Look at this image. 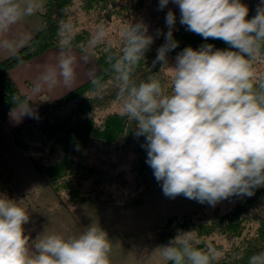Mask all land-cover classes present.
Returning <instances> with one entry per match:
<instances>
[{
	"label": "clouds",
	"instance_id": "1",
	"mask_svg": "<svg viewBox=\"0 0 264 264\" xmlns=\"http://www.w3.org/2000/svg\"><path fill=\"white\" fill-rule=\"evenodd\" d=\"M170 0H159L163 10ZM186 30L205 40H221L227 49L203 44L187 47L169 66L167 54L178 47L173 39L174 12L166 14V43L153 66L162 63L170 80L157 74L137 82L134 72L153 43L143 23L126 25L121 53L110 57L118 82L116 100L122 114L135 122L137 137H145L146 163L162 183L165 196L196 200L215 206L234 196L254 195L264 187V75L258 79L253 63L264 58V0L256 15L241 0H171ZM39 0H0V33L35 14ZM106 36L101 26L90 43ZM4 47H10L4 42ZM68 41H62L67 47ZM75 58L61 53L42 79L51 86L75 81ZM96 83V81H93ZM23 106L17 117L34 116ZM29 214L16 202L0 196V264H111V241L92 224L78 236L25 235ZM171 264H213L219 253L194 246L191 232H180L157 248ZM247 264H264V250Z\"/></svg>",
	"mask_w": 264,
	"mask_h": 264
},
{
	"label": "trees",
	"instance_id": "2",
	"mask_svg": "<svg viewBox=\"0 0 264 264\" xmlns=\"http://www.w3.org/2000/svg\"><path fill=\"white\" fill-rule=\"evenodd\" d=\"M76 1L79 11L98 13L106 25L115 18L128 20L145 5L144 0H44L36 12L37 32L24 47L0 60L1 117L6 118L18 106L30 103L7 77L8 70L49 49H75L92 54L99 67L95 75L49 101L38 119L22 124L13 136L47 185L63 200L65 194L70 202H125L127 206H136L143 202L147 190L162 187V183L155 179L146 163L147 152L142 147L145 137L136 136L135 122L122 114L116 100L118 82L111 70L110 57L121 53L123 36L113 43H90L93 35L88 30H75L72 16L76 13L72 8ZM241 2L249 9L248 19L254 17L260 0ZM169 10L176 16L173 39L178 47L167 54L168 62L187 47L195 50L203 44H212L215 49L228 48L221 40H205L187 31L180 23L177 5L165 7L152 26L153 43L134 72L137 82L157 73L165 84L170 80L166 69H161L162 63L153 66L157 50L166 43ZM65 40L68 46L62 47ZM113 106L120 110L96 118V112ZM111 188L120 192L114 194ZM253 191L251 197L234 196L219 206L207 204L197 211L168 217L158 227L161 243L167 245L180 232H191L195 247L219 253L213 264H247L251 254L264 250V187ZM214 234L222 236L227 245L217 243L212 238Z\"/></svg>",
	"mask_w": 264,
	"mask_h": 264
},
{
	"label": "rangeland",
	"instance_id": "3",
	"mask_svg": "<svg viewBox=\"0 0 264 264\" xmlns=\"http://www.w3.org/2000/svg\"><path fill=\"white\" fill-rule=\"evenodd\" d=\"M39 2L42 6L44 0ZM144 4V7L132 14L128 20L126 18L125 21H121L122 19L115 18L106 25L98 18V13L86 14L79 11L78 1H76L72 8L76 13L72 16L76 21L77 29L75 30H88L94 38L99 28L103 26L106 29V36L97 42L113 43L122 36L126 25L143 23L148 28V35L152 36V26L161 17L159 16L161 12L159 0H144ZM173 6L176 5L170 0L166 7ZM38 18L36 13L26 17L16 28L23 29L26 35L33 36L39 28ZM70 50L76 53L73 56L74 68L81 74L78 83L91 79L99 70L94 56L75 49ZM64 53L69 55V52ZM176 56L173 55L169 59V66L175 65ZM59 58L53 62L57 64ZM253 68L257 78L264 75V60H256ZM166 73H168L167 70ZM67 88L71 87H66V90ZM114 110L120 109L113 106L105 111H98L96 118ZM46 184L40 173L33 168L30 158L18 145L11 131L0 125V196L21 202V206L25 208L29 214V222L24 225V230L30 241L43 233L61 234L66 238L78 236L85 228L95 224L107 233L111 241V264H171L164 260L157 249L164 246L159 238L158 227L168 217L194 212L207 205L182 195L175 198L167 197L162 187L147 190L143 202L136 206H127L125 202H70L65 194H62L64 200L56 196L50 186L46 187ZM111 190L114 194L120 192L114 188ZM221 203L223 201L216 205L219 206ZM212 238L217 243L227 245L226 240L218 234H214Z\"/></svg>",
	"mask_w": 264,
	"mask_h": 264
},
{
	"label": "crops",
	"instance_id": "4",
	"mask_svg": "<svg viewBox=\"0 0 264 264\" xmlns=\"http://www.w3.org/2000/svg\"><path fill=\"white\" fill-rule=\"evenodd\" d=\"M20 25L21 22H18L14 25V27L11 26L7 32L0 33V60L7 58L8 56L12 55L14 51L16 52L17 50L24 47L28 40L32 37L30 35H26L23 32V29L16 28V26ZM4 42H8L10 47H4ZM64 52H69V55L71 56L76 54L75 51L70 49H49L44 53L35 56L28 61L22 62L7 71V77L12 79L15 82L19 92L22 95H26L30 100L29 104L18 106L6 118L1 117L2 107L0 105V125L8 128L12 134L22 124L38 119L42 115L49 101L61 97L65 93L82 84L78 83V81L81 79V74L77 71H75L76 78L74 83L70 86L71 88H67V90L66 87L68 86H65L62 80L58 81L55 86H51L42 79V75L47 70V68L56 65L53 61L58 59L61 53ZM23 106L31 107L35 115L18 118L16 115L22 110Z\"/></svg>",
	"mask_w": 264,
	"mask_h": 264
}]
</instances>
